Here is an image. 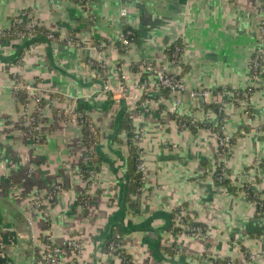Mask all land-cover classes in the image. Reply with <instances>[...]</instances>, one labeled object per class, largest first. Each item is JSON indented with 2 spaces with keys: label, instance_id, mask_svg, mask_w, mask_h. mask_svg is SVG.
<instances>
[{
  "label": "crops",
  "instance_id": "obj_1",
  "mask_svg": "<svg viewBox=\"0 0 264 264\" xmlns=\"http://www.w3.org/2000/svg\"><path fill=\"white\" fill-rule=\"evenodd\" d=\"M27 11L40 33L0 36V264H43L32 237L41 241L47 232L57 245L76 236L94 260L117 228L134 264H264V210L247 193L264 204V0H0V31ZM126 27L137 39L128 51L119 42ZM47 32L74 45L52 42ZM109 42L122 49H94ZM174 45L183 48L184 90L172 97L154 87L145 97L140 84L153 79L145 65L166 66ZM258 50L263 72L255 82L250 63ZM14 74L55 100L39 125V143L24 124ZM122 79L126 93L106 92L105 85L117 89ZM252 87L247 108L221 95ZM199 89L211 92L208 101L192 97ZM144 97L149 112L130 113L147 170L142 190L127 197L129 148L114 123L124 105L130 111ZM55 109L91 118L99 134L96 158L80 127L58 120ZM178 118L193 125L182 128ZM217 130L234 138L227 156H218ZM219 164L228 186L213 179ZM82 165L94 170L92 182L74 171ZM58 185L65 192L49 219L29 209L37 193ZM182 207L212 236L175 232L173 215Z\"/></svg>",
  "mask_w": 264,
  "mask_h": 264
},
{
  "label": "built area",
  "instance_id": "obj_2",
  "mask_svg": "<svg viewBox=\"0 0 264 264\" xmlns=\"http://www.w3.org/2000/svg\"><path fill=\"white\" fill-rule=\"evenodd\" d=\"M88 0H80V2L84 3ZM127 10L121 11V17H127ZM40 33V26L38 21L34 18V16L30 12H25L18 17H15L11 22L10 28L6 31H0V36L2 37H13V38H31ZM46 37L52 41L57 42L59 40H64L69 45H74L73 39L71 37L65 36L62 39L52 32H47ZM135 31L132 29L122 31L119 35V42L123 45L125 51H128L135 44ZM100 53H106L111 49H117L116 43H107L101 44L94 47ZM169 56L167 60V65L164 67H160L159 69H154L151 66L145 65V70L149 75L153 76V79L150 81L145 80L140 84V89L143 91L145 97L148 96L149 92L152 88L167 90L168 93L175 97L179 93L184 90L182 79L178 76L181 72V64H182V55L183 48L181 46H173L169 50ZM20 61L10 63V69H14L19 65ZM103 64H99L98 67H103ZM173 67V69H172ZM250 70L252 74L253 80L256 82L259 80L260 75L263 72V56L261 52L255 51L252 61L250 63ZM13 80V88L14 94L16 95L20 91L26 92V100L27 104H34L35 110L33 112L29 111L28 105H24V124L29 132V135L35 140L36 143H39L42 140V136L39 132V125L41 121L44 119L45 111L48 107V102L54 99L49 94L42 93L36 87L32 85H27L23 82L22 78L16 74L12 76ZM106 92L114 93H126L128 87L124 85L123 79L118 84V88L115 89L110 85H105ZM254 87L249 89L246 92H223L221 95L223 97L230 96L232 101L238 105H243L245 108L249 106V101L251 99V95L254 93ZM191 95L195 99H200L202 101H208L211 96V92L206 89H199L191 92ZM132 113H146L149 112L148 107V99L143 101L138 107H134L130 110ZM248 113V111H247ZM61 117H65V119H61ZM81 116L75 113V110H63L58 109V114L56 118L58 120L64 122H72L77 124L80 129L88 128L91 133H96V128L93 123H87L85 121L79 122V118ZM179 125L182 128H189L193 125V123H189L187 121L178 120ZM81 123V124H80ZM141 135V131L136 132V136L133 139V144L138 140ZM224 135V134H223ZM234 138L228 135L219 136L218 135V156H227L232 147H233ZM140 149V148H139ZM1 165V164H0ZM223 166L221 168L222 176L219 177V180L222 181L224 179H229V174L226 167L222 164L219 166ZM70 168V167H69ZM137 171L143 176L142 187L139 189L138 193L142 190L145 180L146 173V164L143 160V153L140 149L139 152V160L137 162ZM74 171L82 176L87 183H90L94 180L96 174L93 169H89L86 171L88 174V178L83 176V173L80 169H74ZM244 187V186H243ZM247 192L248 190L245 189ZM65 189L63 186H56L52 192H39L37 193L33 199L29 201L28 207L30 210H40L44 213L45 217L49 219V211L52 206L55 204L56 200L59 199L62 195H64ZM248 195L251 196L249 191ZM256 196V195H255ZM82 207L84 209L88 208V201L84 199L81 202ZM258 205V204H257ZM260 208L264 209V204H260ZM174 223L175 227L178 228V234H186L190 236H202V237H210L212 236V230L199 224L194 215H192L187 208H178L174 213ZM35 244L40 246V254L38 255V261H41L43 264H134L133 260L126 253L124 249L123 238L120 235L116 236L115 240L110 241L105 250H102L98 254V257L94 260L86 259V251L82 241L76 236L68 237L65 245H57L53 242L52 238L47 235L41 241L38 240L36 236L32 237ZM226 264H235L234 260H228Z\"/></svg>",
  "mask_w": 264,
  "mask_h": 264
},
{
  "label": "trees",
  "instance_id": "obj_3",
  "mask_svg": "<svg viewBox=\"0 0 264 264\" xmlns=\"http://www.w3.org/2000/svg\"><path fill=\"white\" fill-rule=\"evenodd\" d=\"M125 30H129V27H126ZM136 40L137 39L135 37V41ZM121 45H117V46H119L118 47L119 49H122ZM163 91L168 92L167 90H163ZM15 96H16V99H17V101L19 103H21L22 105H26L27 104V100H26L27 96H26V92L25 91H20ZM144 99L146 100L147 98L144 97L143 100L138 103V106L144 101ZM54 111H55V114L57 116L58 111L56 109ZM75 113L81 116L79 118V122L85 121L87 123H92L91 118L86 113H84V112H82L80 110H75ZM131 113L128 110V107L124 105L122 107L121 113L119 114L117 120L114 123L117 135H121V134H125L126 135L128 148H129L128 167H129V174H130V178L131 179H130V183L127 186V193H126L127 197H129L132 194L138 193L139 189L142 187V182H143V176L137 171V168H136L137 162L139 160L140 149L137 148L133 144V139L136 136V134H135V129L133 127V119H132ZM61 119L63 120V119H65V117H61ZM178 119L182 120V121L184 120V119H180V118H178ZM216 132H218V130ZM218 135L219 136H224L220 132H218ZM82 139H83L84 144L88 148V150H89V152L91 154V157L93 159L96 158V154L95 153H96L97 147L99 145V134H98V132H96L94 134V133H91L88 128H83L82 129ZM117 141L122 144V142L120 141V138ZM221 168H223V166H221V165L218 166V168H217V170H216V172L214 174V178L213 179L216 182V184H218L220 186H228L231 183L229 179H224L222 181L219 180V177L222 176ZM88 169L89 168L86 167L85 165L80 166V170L82 171L83 176L85 178H88V174L86 173V171H88ZM249 193L251 194V196L253 197L255 202L258 204L259 212L264 210V209L260 208V204H263V203L257 199V197L255 196L256 194L252 190H249ZM131 204H133V203L131 202ZM173 219H174V216H173ZM174 230H175V232L179 231L178 228H176V227L174 228ZM117 235H120L121 238H123V234H122L121 230L118 229V228L106 240L105 244L102 247V250H105L107 244L110 241L115 240ZM227 261L228 260H224V261L220 262L219 264H226Z\"/></svg>",
  "mask_w": 264,
  "mask_h": 264
}]
</instances>
